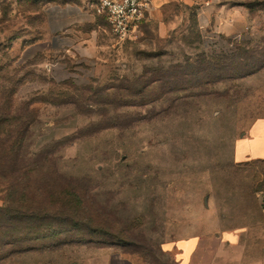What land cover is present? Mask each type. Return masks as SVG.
<instances>
[{"label":"rangeland","instance_id":"obj_1","mask_svg":"<svg viewBox=\"0 0 264 264\" xmlns=\"http://www.w3.org/2000/svg\"><path fill=\"white\" fill-rule=\"evenodd\" d=\"M95 3L0 0V264H261L264 0Z\"/></svg>","mask_w":264,"mask_h":264},{"label":"built area","instance_id":"obj_2","mask_svg":"<svg viewBox=\"0 0 264 264\" xmlns=\"http://www.w3.org/2000/svg\"><path fill=\"white\" fill-rule=\"evenodd\" d=\"M150 0H97L95 11L106 18L111 32L119 38L134 34L147 19ZM264 208V196L261 198Z\"/></svg>","mask_w":264,"mask_h":264},{"label":"crops","instance_id":"obj_3","mask_svg":"<svg viewBox=\"0 0 264 264\" xmlns=\"http://www.w3.org/2000/svg\"><path fill=\"white\" fill-rule=\"evenodd\" d=\"M150 1L151 10L146 20H150L153 17V13L160 9L165 0ZM249 133L247 136L245 134L235 141L233 145L234 162L244 161L250 158L264 159V118L255 120L250 126ZM240 146L242 151L239 150ZM261 264H264V261Z\"/></svg>","mask_w":264,"mask_h":264},{"label":"trees","instance_id":"obj_4","mask_svg":"<svg viewBox=\"0 0 264 264\" xmlns=\"http://www.w3.org/2000/svg\"><path fill=\"white\" fill-rule=\"evenodd\" d=\"M37 211L36 209H32L31 212H32V215L35 216V218L37 219H40V218H43L45 217V215H41V214H46L47 212L46 211H42L43 213H38V212H35ZM36 234H40L38 231L36 232Z\"/></svg>","mask_w":264,"mask_h":264}]
</instances>
